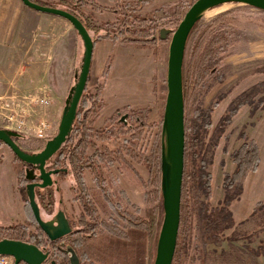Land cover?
<instances>
[{"label": "rangeland", "instance_id": "obj_1", "mask_svg": "<svg viewBox=\"0 0 264 264\" xmlns=\"http://www.w3.org/2000/svg\"><path fill=\"white\" fill-rule=\"evenodd\" d=\"M43 1L48 3V0ZM96 1L103 6H112L109 0ZM195 1L154 0L144 7L141 15L158 21L161 30H170L169 26L176 20L182 21ZM57 2L58 0H53L49 3ZM227 13L230 15L222 19L223 23H215ZM100 14L103 13L95 12L93 15L99 25L111 21H106L107 18H111L109 12H104L102 17H99ZM199 24L197 33L206 31L205 43L212 42L214 38L217 41L214 55L217 65L211 66L215 67L212 74L201 82L189 115L190 126L195 132L192 134L205 138L204 172L210 176L211 197L208 205L211 209L218 207L225 198L224 181L227 175L234 174L236 170L234 161L236 153L244 145L255 141L260 154L256 171L247 174L240 197L230 207L234 226L224 233V239L219 244L204 245L196 217H192L184 264H230L225 261L221 263L218 260L223 252L235 253L240 257L241 264H264L262 253L264 230H259L258 218L253 215L256 204L264 200V13L242 4H222L204 13ZM170 35L165 41H161L159 34L154 49L150 46L117 42L124 45L123 48L136 46L149 49L143 55H135V50L128 49L112 51V48L108 46H103L102 49L107 48L110 53L103 55L104 51H99L101 47L98 46L99 52H96L92 64L94 68L91 83L97 85L104 83L106 90L104 89L103 94L107 92L103 96L105 107L100 113L99 122L95 125L96 129L106 126L108 120L112 118L115 120L125 118L132 122L134 112L146 111L144 115L147 117V124L155 125L153 129H149L144 142L143 151L146 155L151 152L158 127L165 117L168 58L172 34ZM104 42L116 44L110 40H102L99 43ZM185 57L187 59L186 54ZM108 63H110V71L107 77L103 78ZM142 72L145 74L148 72V75L137 76L143 74ZM153 75L155 78L152 82ZM124 77L127 81H123ZM75 84L76 81L73 86ZM119 88L128 93L132 91L129 88L138 89V94L131 95L135 98L130 96L118 100L120 96L115 95L119 92ZM207 120L212 125L208 129L203 127ZM22 139L30 148L38 147L40 144ZM163 139L166 147V134ZM3 154L10 155V149L6 146L0 147V227L23 224L33 230L35 218L18 186L16 170L20 168L23 170L24 167L21 164H15V167L12 163L14 162L12 154L9 162L2 156ZM168 161L169 155L166 148V162ZM136 170L144 181L148 180L149 170L145 166H136ZM23 172L24 176L25 169ZM106 176L112 201L109 202L103 193L98 195L99 218L96 223L98 235L107 241L103 242V246H95L101 251L100 260L94 257V260H82L81 264H154L157 245L153 240H149L145 227L132 226L121 216L128 214L133 220L145 216L143 189L138 181L120 176L116 167ZM86 178L89 179L91 186L95 185L92 184L88 174ZM75 183L74 177L54 178L53 211L50 214L42 207L40 208L45 222L55 221L57 214L63 211L71 220L79 217L83 206L82 203L74 204V199L72 200L74 196L72 188ZM21 186L26 188L22 184V179ZM114 203L121 205L118 212L113 206ZM62 245L66 249L70 247L64 243ZM233 248L237 251L234 252ZM251 250L260 252V255L252 254ZM47 252L50 253L49 250ZM66 261H68L67 258Z\"/></svg>", "mask_w": 264, "mask_h": 264}, {"label": "trees", "instance_id": "obj_2", "mask_svg": "<svg viewBox=\"0 0 264 264\" xmlns=\"http://www.w3.org/2000/svg\"><path fill=\"white\" fill-rule=\"evenodd\" d=\"M31 1L47 7L61 8L75 16L90 33L94 42V50L102 40L154 48L158 40L157 35L161 30L158 21H155L152 17L141 15L144 7L154 0H109L112 6H103L96 0H58L55 4L43 3L39 0ZM95 12H109L112 14L113 19L99 25L93 16ZM229 15L230 13L223 15L215 23H223L222 19ZM180 22L181 19L176 20L174 24L169 26L172 33L176 31ZM199 27L198 22L188 38L187 52H185L187 59L185 57L183 63L185 168L182 187L181 224L173 264H184L193 216L196 217L198 222L204 245H217L224 239V233L234 226L230 207L240 197L247 174L256 171L260 154L255 141L244 145L236 153L234 156L236 170L234 174L227 175L224 181L225 198L218 207L211 209L208 205V200L211 197L210 176L204 172L205 138L192 134L193 129L190 126L189 115L201 82L212 74L214 66L217 65L214 60L215 43L217 41L214 38L212 42L205 43L206 31L198 34ZM212 65H214L213 68ZM109 71L110 63H108L103 73V78L107 77ZM91 80L92 67L71 132L60 151L50 160L53 167L59 168L57 171H59L58 174L61 178H66L72 174L76 181L74 190L79 196L74 201L82 203L83 211L77 219L71 220V218L66 217L72 232L63 241L53 242L39 227L36 220L33 230L23 224L0 227V241H19L35 245L39 249L52 251V260L56 264H68L63 252L59 250L61 242L72 247L79 256L80 261L94 260V257L100 260L101 251L99 247L95 246H103V242L107 240L98 235V224L93 222H97L99 218L97 212L98 195L103 193L107 200H112L105 184L106 175L111 174L115 167L120 176L138 181L144 191L145 216L133 220L128 214H122L126 222L132 226L145 227L149 240H153L157 245L164 218L162 196L164 121L159 125L151 152L147 155L143 151L145 148L144 142L149 129H153L155 125L147 124V117L144 115L146 111L134 112L131 118L132 122L127 121L124 124L120 119L115 120L112 118L108 120L109 124L107 123L101 129H96L95 124L105 107L103 99L105 85L104 83L92 84ZM211 126V122L207 120L203 127L208 129ZM13 139L26 154H34L45 147V143H41L38 147L30 148L23 142L22 138L14 137ZM4 146L6 145L0 142V147ZM10 152L15 164H21L24 168L31 167L22 163L11 150ZM136 166H145L149 170L147 181L139 176ZM23 170L20 168L18 171V186L21 195L30 208L26 184L30 180H27L26 173L23 176ZM86 171L90 173L95 184L93 188H89L85 181ZM21 179L26 188L21 186ZM36 200L40 208L42 207L50 214L52 213L55 204L52 188L37 189ZM116 211L118 212L119 209L116 208ZM253 215L258 218L259 230H264V200L256 204ZM233 251L236 252V248H233ZM251 252L260 255L258 251L251 250ZM262 253L264 254V249ZM218 260L221 263L225 261L230 264H241L240 257L235 253L223 252Z\"/></svg>", "mask_w": 264, "mask_h": 264}, {"label": "water", "instance_id": "obj_3", "mask_svg": "<svg viewBox=\"0 0 264 264\" xmlns=\"http://www.w3.org/2000/svg\"><path fill=\"white\" fill-rule=\"evenodd\" d=\"M23 4L35 11L52 14L68 20L78 32L84 46V55L76 84L70 95L69 102L62 116L57 135L48 141L39 153L26 154L14 141L19 134L0 128V142L4 143L14 155L24 164L35 166L40 172L41 183L27 185L29 205L39 227L53 242L66 238L72 232L64 212L56 216L54 222H45L36 200V188L46 189L53 185V175L59 171L46 172V164L62 148L69 136L73 123L77 117L82 96L86 90L91 72L94 42L75 16L61 8L43 6L31 0H21ZM222 4H242L264 12V0H197L188 10L178 28L171 30L162 29L160 40L165 41L172 34L167 73V101L164 117V131L166 134V147L163 154V208L164 219L159 234L157 253L154 264H173L176 254L178 236L181 224L182 187L185 168V106L183 95V63L188 38L207 11ZM166 148L169 161L166 162ZM168 163V164H167ZM168 165V166H167ZM27 180H33L28 171ZM66 255L70 264H81L80 258L72 247H67ZM0 256H10L14 264H46L50 253L39 249L35 245L13 240L0 241ZM51 264H56L52 261Z\"/></svg>", "mask_w": 264, "mask_h": 264}, {"label": "crops", "instance_id": "obj_4", "mask_svg": "<svg viewBox=\"0 0 264 264\" xmlns=\"http://www.w3.org/2000/svg\"><path fill=\"white\" fill-rule=\"evenodd\" d=\"M39 1L47 3V1ZM52 1L48 0V3ZM112 19L111 14V18H107L106 21ZM98 46L101 49L103 46L111 47L112 51L113 49L135 50V55H143L149 50L136 46L123 48L124 45L120 43L115 45L99 43L95 47L92 64L96 52L104 51L103 55L110 53L107 48L98 51ZM116 53L119 54L117 51ZM83 55V42L68 20L35 11L26 7L21 0H0V96L11 93L47 95L52 100L53 119L57 126H60L75 86L73 84L82 66ZM145 72L137 76L148 75L150 71L146 74ZM152 77L153 82L155 76ZM123 81L127 79L124 77ZM129 90L132 91L128 93L119 88L115 96H120L118 100H122L138 94V89L129 88ZM133 96L131 98H135ZM10 155L2 156L9 162ZM12 163L16 167L15 162Z\"/></svg>", "mask_w": 264, "mask_h": 264}, {"label": "built area", "instance_id": "obj_5", "mask_svg": "<svg viewBox=\"0 0 264 264\" xmlns=\"http://www.w3.org/2000/svg\"><path fill=\"white\" fill-rule=\"evenodd\" d=\"M51 108L52 100L44 94L11 93L0 96V128L31 142L46 144L59 129ZM0 264H14V259L0 256Z\"/></svg>", "mask_w": 264, "mask_h": 264}, {"label": "flooded vegetation", "instance_id": "obj_6", "mask_svg": "<svg viewBox=\"0 0 264 264\" xmlns=\"http://www.w3.org/2000/svg\"><path fill=\"white\" fill-rule=\"evenodd\" d=\"M159 34H160V32L158 33V35H157V39H158V36H159ZM99 44V43H98ZM97 44V45H98ZM100 118H101V116L99 117V119L97 120V122H96V124L99 122V120H100ZM120 121L121 122H123L124 124H126V122H127V120L125 119V118H120ZM95 124V125H96ZM24 165V164H23ZM25 166V165H24ZM30 168V169H29ZM25 169V173L26 174H28V171H29V173H30V176L33 178V180H31V181H28L26 184L27 185H29V184H31V183H41V181H40V172H39V170L37 169V167H35V166H31V167H25L24 168ZM46 172H54V171H57V170H59V168H55V167H53V164L52 163H50V161H48L47 162V164H46ZM20 170V169H19ZM18 170V171H19ZM89 175L90 176V180H92V177H91V175H90V173L88 172V171H86L85 172V181H86V183H87V185H88V187L89 188H93L95 185H94V183H92L94 186H91L90 184H89V182H88V178H86V175ZM55 177H57V178H61V176L59 175V174H57V175H53V183H54V178ZM69 177H73V175L72 174H70L67 178H69ZM92 182H93V180H92ZM107 183H108V180L106 179V187H108L107 186ZM75 185H76V183H75ZM75 185H73V188H72V193H74V196L72 197V200L74 199H76V197L77 196H79L78 194H77V192H75V190H74V187H75ZM48 188H53V185L51 186V187H48ZM37 189H40V188H36V191H37ZM47 189V188H46ZM109 192V194H110V190L108 191ZM73 200V202H74V204L75 203H78V204H80V202L79 201H74ZM112 200H110L109 202H111ZM119 205L120 204H116V203H114L113 204V206L115 207V209L116 208H118L119 209ZM32 211V210H31ZM64 212V211H63ZM60 213V212H59ZM65 213V215H66V217L67 218H69L70 219V217L67 215V213L66 212H64ZM124 215V214H123ZM123 215H121V216H123ZM34 216V215H33ZM54 222V221H53ZM71 222V221H70ZM93 223H96V222H93ZM97 224V223H96ZM64 239H62V240H60V241H63ZM62 243L63 242H61L60 243V245H61V247L59 248V250L61 251V252H63V254H64V256L67 258V260H68V262H69V257L66 255V253H65V249H66V247L64 246V245H62ZM52 252V251H51ZM51 252H50V257H49V261L46 263V264H51V262L53 261L52 260V256H51ZM70 263V262H69Z\"/></svg>", "mask_w": 264, "mask_h": 264}]
</instances>
